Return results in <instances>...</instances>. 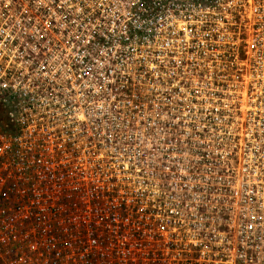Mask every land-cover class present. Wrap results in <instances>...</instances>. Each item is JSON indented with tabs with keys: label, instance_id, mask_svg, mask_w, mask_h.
I'll return each instance as SVG.
<instances>
[{
	"label": "built area",
	"instance_id": "obj_1",
	"mask_svg": "<svg viewBox=\"0 0 264 264\" xmlns=\"http://www.w3.org/2000/svg\"><path fill=\"white\" fill-rule=\"evenodd\" d=\"M0 264H264V0H0Z\"/></svg>",
	"mask_w": 264,
	"mask_h": 264
}]
</instances>
